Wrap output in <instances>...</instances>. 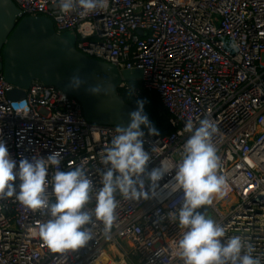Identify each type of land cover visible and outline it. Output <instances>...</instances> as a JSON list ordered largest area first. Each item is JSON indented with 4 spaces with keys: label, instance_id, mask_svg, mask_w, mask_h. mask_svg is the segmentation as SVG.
<instances>
[{
    "label": "built area",
    "instance_id": "1",
    "mask_svg": "<svg viewBox=\"0 0 264 264\" xmlns=\"http://www.w3.org/2000/svg\"><path fill=\"white\" fill-rule=\"evenodd\" d=\"M12 2L22 17H45L57 34L70 32L86 57L119 72H143L132 94L156 93L173 129L163 137L145 133L146 171L162 163L172 170L157 182L154 197L142 175L150 198L117 195L118 218L110 234L98 222L93 240L63 256L51 253L37 233L46 215L14 197L0 199V264H180L181 229L171 214L183 192L165 185L174 183L190 136L186 123L198 126L204 118L219 128L213 142L228 189L205 210L227 237L251 242L253 256L264 264V0H109L106 10L85 17L60 13L53 0ZM12 89L0 74V140L17 168L22 159L59 152L60 171L82 165L99 188L101 156L116 127L87 122L76 100L39 82L26 91L25 105L13 108L7 98ZM118 89L131 87L121 82ZM55 171L50 166L47 179ZM14 183L18 188L19 179Z\"/></svg>",
    "mask_w": 264,
    "mask_h": 264
},
{
    "label": "clouds",
    "instance_id": "2",
    "mask_svg": "<svg viewBox=\"0 0 264 264\" xmlns=\"http://www.w3.org/2000/svg\"><path fill=\"white\" fill-rule=\"evenodd\" d=\"M60 13H76L85 17L93 12L106 10L109 0H53ZM80 70L68 77L66 88L79 90L87 85ZM113 90L111 81L100 79L87 85L85 91L93 96H109ZM127 126L117 125V133L111 145L101 156L103 168L99 170L100 187L97 188L82 165L60 171V153L31 162H17L10 157L5 142L0 140V199L14 197L16 201L33 211H41L47 219L39 223L37 233L51 253L64 254L77 251L93 240L97 223L103 225L108 236L117 221L119 201L149 199L142 175L151 184V195H156L155 186L170 167L162 163L160 168L147 172L150 154L144 149L145 135L157 130L144 112V101H137L136 110L129 113ZM184 131L190 133L183 146L180 162L175 166L174 183L165 185L171 191L182 190L180 206L172 219L178 222L181 236L176 243L180 264H262L253 256L254 246L240 236H226L225 227L212 219L205 206L214 199L227 194L226 177L219 173L220 157L214 137L217 124L210 118L200 119L198 126L188 121ZM56 169L47 179L49 167ZM19 179L17 188L14 183ZM51 185V191H49ZM94 203V206H89Z\"/></svg>",
    "mask_w": 264,
    "mask_h": 264
},
{
    "label": "water",
    "instance_id": "3",
    "mask_svg": "<svg viewBox=\"0 0 264 264\" xmlns=\"http://www.w3.org/2000/svg\"><path fill=\"white\" fill-rule=\"evenodd\" d=\"M76 69L87 85L110 80L111 94L90 95L85 91L87 85L79 90L66 88L68 77ZM0 74L13 86L7 93L13 108L24 106L26 91L33 82H39L76 100L87 122L114 127L127 126L133 111L118 95L120 83L139 82L143 77L141 70L119 72L113 65L86 57L73 41L55 32L49 19L22 17L12 0H0Z\"/></svg>",
    "mask_w": 264,
    "mask_h": 264
},
{
    "label": "trees",
    "instance_id": "4",
    "mask_svg": "<svg viewBox=\"0 0 264 264\" xmlns=\"http://www.w3.org/2000/svg\"><path fill=\"white\" fill-rule=\"evenodd\" d=\"M131 89L123 90L118 89V95L120 98L128 104L133 111L137 108V101H144V112L149 118V121L153 125V127L157 130L156 135L149 134V131L144 126H141V129L144 133L153 136V137H163L171 134L173 129L169 125L170 115L167 110L162 106L158 95L154 92H141L140 95L134 96L132 94V88H137L140 83L139 82H130L129 83Z\"/></svg>",
    "mask_w": 264,
    "mask_h": 264
},
{
    "label": "rangeland",
    "instance_id": "5",
    "mask_svg": "<svg viewBox=\"0 0 264 264\" xmlns=\"http://www.w3.org/2000/svg\"><path fill=\"white\" fill-rule=\"evenodd\" d=\"M62 35H64L65 37H67L69 40H71V41H73V43H74V37L72 36V34L70 33V32H65L64 34H62ZM123 246L125 247V248H130L127 244H123Z\"/></svg>",
    "mask_w": 264,
    "mask_h": 264
},
{
    "label": "bare ground",
    "instance_id": "6",
    "mask_svg": "<svg viewBox=\"0 0 264 264\" xmlns=\"http://www.w3.org/2000/svg\"><path fill=\"white\" fill-rule=\"evenodd\" d=\"M105 258V255L101 256L100 260H103ZM107 263V260L105 262V264Z\"/></svg>",
    "mask_w": 264,
    "mask_h": 264
}]
</instances>
